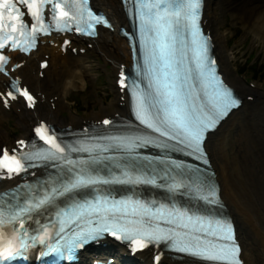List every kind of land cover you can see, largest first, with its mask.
Segmentation results:
<instances>
[{
  "label": "snow or ice",
  "instance_id": "obj_1",
  "mask_svg": "<svg viewBox=\"0 0 264 264\" xmlns=\"http://www.w3.org/2000/svg\"><path fill=\"white\" fill-rule=\"evenodd\" d=\"M139 23L140 50L143 69H137L146 87L132 86L134 111L137 119L159 137L175 141L189 149L197 159L203 157L202 142L206 132L214 129L228 112L239 106L232 91L225 86L216 72V61L210 55V40L200 27L202 0H133ZM19 5L26 7L22 10ZM88 0H0V73L8 75L9 57L5 49L30 53L37 45L39 35L72 31L95 35L96 25L110 27L102 16L88 7ZM51 13L53 24L45 22V9ZM27 15L31 24L24 19ZM67 43V42H66ZM47 63L41 67H47ZM21 67L17 64L16 68ZM15 71V69H12ZM127 77L121 73L119 84L127 88ZM17 83L11 86L16 89ZM31 107L33 97L27 89L19 90ZM7 97L17 99L8 92ZM7 104V99L3 100ZM111 121L104 120V125ZM43 126L36 129L41 134ZM54 153L63 154L65 149L50 136L41 135ZM139 138H121L119 145L132 147ZM142 140L141 143H150ZM23 144V141H20ZM157 146H165L163 143ZM48 158V157H45ZM62 158V155L61 157ZM206 162V161H205ZM14 165V166H13ZM180 167V165H175ZM0 169H6L9 178L19 174L24 165L16 155L5 149L0 156ZM125 176L128 174L125 172ZM103 183H146L156 180L137 177L133 180L115 178L98 179L83 170L59 190L35 203L24 207L0 211V264H11L18 256L37 242L46 244L51 239L47 227L39 235H30L24 217L33 209L44 206L52 195H67L90 185ZM189 187L172 184L170 191ZM197 191H202L199 185ZM208 204L217 203L215 192L200 195ZM77 230L65 236V220H61L55 244L47 243L49 253L71 254L85 244L110 234L118 240L129 241L133 250L144 249L150 243L169 242L179 252L198 257L212 264H240L239 246L235 242L231 223L207 215L190 214L176 207H151L139 200H109L98 197L94 202L74 205L62 214ZM167 225L162 227L161 225ZM11 225L9 230L7 226ZM71 230V225H69ZM159 260V257H156Z\"/></svg>",
  "mask_w": 264,
  "mask_h": 264
},
{
  "label": "bare ground",
  "instance_id": "obj_2",
  "mask_svg": "<svg viewBox=\"0 0 264 264\" xmlns=\"http://www.w3.org/2000/svg\"><path fill=\"white\" fill-rule=\"evenodd\" d=\"M93 6L109 17L115 32L99 31L98 38L90 41V49L81 41L73 46L86 49V53L96 54L104 63L116 67L115 111L111 115L102 110L97 119H82L70 113L67 98L71 91L85 86L87 79L92 81L90 67L86 64L87 54L74 56L70 51L62 55L45 46L32 53L29 58H18L24 62L16 76L22 78V85L27 86L36 98L33 110H25L21 102L9 112L0 103V125L16 116V127L21 130V139L26 141L32 136V129L39 122H46L55 127L84 128L86 122H100L115 114L128 112L125 93L119 86L122 68L130 64V52L126 40L118 35L119 27L126 24L119 0H92ZM218 11V12H216ZM230 14L233 22L240 23L243 38L252 37L264 50V1L263 0H205L202 26L210 35L214 44V54L225 81L242 98V108L232 113L209 136L206 150L211 158L212 167L217 175L221 189V198L227 207L228 215L237 227L238 240L242 246V258L246 264H264V92L260 86L249 87L244 80L233 76L229 69V57L226 54L224 36L219 33L221 17ZM44 55H49V64L42 71L40 78L38 62ZM7 80L0 78V92ZM114 106V104H113ZM12 110L14 113L12 114ZM69 115L68 124L61 118L62 111ZM13 116V118H14ZM16 141V142H19ZM7 141L0 139V145ZM16 147L12 144L9 149ZM14 185L10 184L9 186ZM150 264L149 257L141 255L138 263ZM161 264H188L187 261L166 258Z\"/></svg>",
  "mask_w": 264,
  "mask_h": 264
},
{
  "label": "rangeland",
  "instance_id": "obj_3",
  "mask_svg": "<svg viewBox=\"0 0 264 264\" xmlns=\"http://www.w3.org/2000/svg\"><path fill=\"white\" fill-rule=\"evenodd\" d=\"M220 19L222 24L219 33L224 36L225 50L229 57L228 65L233 76L244 80L245 84L251 88L255 85L260 86L259 89L264 92V50L262 46L254 43L250 36L242 40L244 33L242 25L235 24L230 14ZM85 62L90 67L93 80L87 79L84 87L70 92L67 107L70 113L79 120L97 119L102 110L111 115L116 109L115 93L112 90L116 67L109 62L104 63L94 52L86 55ZM13 116L0 125V139L5 138L7 141V144L0 145V147L10 148L15 140L21 139V130L16 127V116L14 118ZM61 118L66 124L69 123L66 110L62 111Z\"/></svg>",
  "mask_w": 264,
  "mask_h": 264
}]
</instances>
